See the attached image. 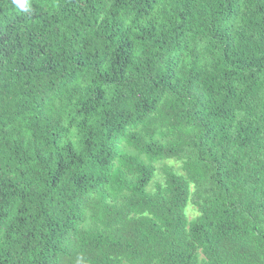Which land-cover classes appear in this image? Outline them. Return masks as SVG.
Segmentation results:
<instances>
[{
  "label": "trees",
  "instance_id": "obj_1",
  "mask_svg": "<svg viewBox=\"0 0 264 264\" xmlns=\"http://www.w3.org/2000/svg\"><path fill=\"white\" fill-rule=\"evenodd\" d=\"M0 264H264V0H0Z\"/></svg>",
  "mask_w": 264,
  "mask_h": 264
}]
</instances>
